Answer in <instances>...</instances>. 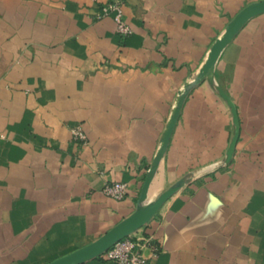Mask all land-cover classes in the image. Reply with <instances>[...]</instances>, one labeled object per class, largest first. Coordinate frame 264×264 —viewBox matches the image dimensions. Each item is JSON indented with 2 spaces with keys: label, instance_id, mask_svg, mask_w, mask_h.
Masks as SVG:
<instances>
[{
  "label": "crops",
  "instance_id": "0c3cea01",
  "mask_svg": "<svg viewBox=\"0 0 264 264\" xmlns=\"http://www.w3.org/2000/svg\"><path fill=\"white\" fill-rule=\"evenodd\" d=\"M0 0V264H46L181 187L139 232L156 264H264V13L187 95L144 201L143 183L187 83L259 0ZM240 136L232 160L233 113ZM81 125L86 144L73 139ZM128 184L123 199L108 182ZM83 264H113L104 256Z\"/></svg>",
  "mask_w": 264,
  "mask_h": 264
},
{
  "label": "water",
  "instance_id": "95a60500",
  "mask_svg": "<svg viewBox=\"0 0 264 264\" xmlns=\"http://www.w3.org/2000/svg\"><path fill=\"white\" fill-rule=\"evenodd\" d=\"M262 13H264V0L252 2L242 8L228 23L223 35L219 37L212 45L208 59L201 68L200 72L196 75L192 82L186 84L184 91L179 97L174 114L162 138V145L159 150L156 161L152 165L151 170L143 183L142 190L140 193L141 201H144L147 197L153 174L157 168L159 160L162 158L164 152L168 147L169 141L178 121L182 106L190 90L205 79H208L210 83H214L215 65L223 49L232 41L234 36L251 18ZM216 87L220 95L228 102L233 113V122L235 125V130L226 153V163H229L232 160L233 154L236 149V144L240 136V120L236 105L234 104L230 96L220 86ZM181 184L182 181H178L175 185L171 186L163 193H161L156 200L145 205L139 206L134 212L122 219L115 226H113L111 229L106 231L94 241L68 254L58 257L46 264H83L88 260L102 256L104 252L116 242L120 241L121 239L129 236L130 234L136 232L137 230L145 226L155 216V214L162 207V205L174 193L178 191V189L181 187Z\"/></svg>",
  "mask_w": 264,
  "mask_h": 264
},
{
  "label": "built area",
  "instance_id": "2783aa9c",
  "mask_svg": "<svg viewBox=\"0 0 264 264\" xmlns=\"http://www.w3.org/2000/svg\"><path fill=\"white\" fill-rule=\"evenodd\" d=\"M111 15L115 21L116 32L125 38L132 33V27L124 13V0H107L99 14ZM73 139L77 143L86 144L88 136L81 125L72 129ZM103 193L114 199H123L128 193V184L122 181L108 182L103 186ZM160 247L152 235H145L137 230L121 239L104 252L102 256L113 264H156Z\"/></svg>",
  "mask_w": 264,
  "mask_h": 264
}]
</instances>
